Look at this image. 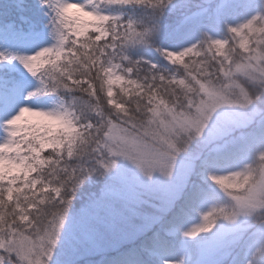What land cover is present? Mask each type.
<instances>
[{
  "label": "snow or ice",
  "instance_id": "1",
  "mask_svg": "<svg viewBox=\"0 0 264 264\" xmlns=\"http://www.w3.org/2000/svg\"><path fill=\"white\" fill-rule=\"evenodd\" d=\"M41 2L50 12L47 46L29 17L0 23L3 38H15L24 26L32 30L26 47L33 54L0 52V64L18 61L38 82L23 74L0 80V264H78L104 253L107 248L94 239L101 209L112 219L110 229L119 225L110 247L134 243L148 232L145 250L164 244L160 232L152 231L161 217L141 211L131 194L105 184L79 209L73 205L91 176L107 177L117 169L135 170L148 180L186 169L180 193L162 198L159 211L172 213L169 224L184 211L177 202L190 178L201 175L210 182V195L223 202L181 233L192 242L242 216H264V151L254 165L216 170L233 128L255 131L254 117L234 125L224 118L264 100V13L234 25L225 22L223 34L209 27L170 50L156 38L178 34L191 22L184 17L175 29L164 23L173 0ZM109 7L150 10V23L106 11ZM141 47L154 49L167 64L138 55ZM193 140L211 145L209 152L181 160ZM98 264L133 262L121 257Z\"/></svg>",
  "mask_w": 264,
  "mask_h": 264
},
{
  "label": "rangeland",
  "instance_id": "2",
  "mask_svg": "<svg viewBox=\"0 0 264 264\" xmlns=\"http://www.w3.org/2000/svg\"><path fill=\"white\" fill-rule=\"evenodd\" d=\"M69 2L75 3L76 0H69ZM29 9L38 11L37 22L26 14ZM105 10L113 13L119 11L123 12L124 15L126 14L125 11L115 7H109ZM258 12L264 13L262 0L213 1L192 15L186 16L191 18V22L182 28L178 34L171 36L166 46L161 47H167L171 50L174 46L186 45L190 40L194 41L199 36L200 31L209 27L214 28L215 33L223 34L225 22L234 25L243 22ZM20 15L29 17L35 23L36 27L32 30L41 33L42 40L46 46L52 42L49 23L50 12L41 0H0V23L17 19ZM202 19L203 21H201ZM176 27L177 25L173 29ZM32 30L24 26L22 33L15 38L0 37V52L11 55H32V50L26 47V41ZM238 43L239 41H237ZM1 71L14 72L20 76L23 74L33 84L38 83L15 60L8 64H0V80H5L6 77L1 74ZM253 117L257 121L255 131H250L244 127H234L225 137V143L228 145L227 152L221 168L216 170L242 169L249 158L257 156L259 152L264 151V100L246 112L229 113L224 120L226 124L234 125L251 120ZM210 148L211 145H205L199 140H193L186 152L182 154L181 160L187 161L198 155L204 156L209 152ZM185 172L186 169H183L177 176L172 178L154 174L153 179L148 180L135 170L121 172L117 169L113 170L107 177H102L101 185L93 194H99L100 188L107 184L116 193L135 196L141 202V211L161 217L160 222L153 226L152 231H159L165 243L151 248L153 255L151 259L147 260L146 264H163L165 260L187 258H190L189 264H264V216L259 214L251 217L242 216L234 224L222 225L217 234L214 236L206 234L199 243L192 242L181 234L188 228L195 227L196 224L202 222L201 213L208 208V202L213 199H220L223 202V197L210 195L213 191L212 185L207 188L199 187V194L195 196L199 208L196 213H186L181 224L176 223L175 220L169 224V220L172 218V216L168 217L170 213L162 214L159 211L162 205V198L172 197L180 193ZM224 175L228 174L224 173ZM200 177L201 175H193L188 182V187L184 189L181 196L191 190L196 182L200 184L198 179ZM93 194L90 199L93 198ZM81 205H78L76 209H79ZM116 207H120L119 202H117ZM99 216L101 219L97 225L94 239L97 243L105 246L107 250L99 255L85 256L78 264H98L102 259H107L105 258L107 252L121 250L131 244H126L119 248L110 247L118 236L117 229L119 225L116 226V229H110L108 225L112 223V219L103 209L100 210ZM165 228H167V231L164 230ZM172 230H176L174 235L171 232ZM151 235L152 232L146 233L141 237V243L143 244L144 241H147ZM235 237H243V239L236 244L227 242ZM81 240H83L82 237ZM84 243L87 242L85 241Z\"/></svg>",
  "mask_w": 264,
  "mask_h": 264
},
{
  "label": "trees",
  "instance_id": "3",
  "mask_svg": "<svg viewBox=\"0 0 264 264\" xmlns=\"http://www.w3.org/2000/svg\"><path fill=\"white\" fill-rule=\"evenodd\" d=\"M216 1V0H173V5L170 6L172 9L167 13V15L164 18V23L169 26L170 29H173L176 25L180 24L181 20L186 17L190 16L196 11L204 8L211 2ZM30 10V11H29ZM26 11L27 15H30V18L33 19V21L37 22L36 20L39 17L38 11H35L34 9H29ZM126 12L125 16L130 17L134 20H137L139 22L148 24L150 21L148 20V15L150 14V10H145L142 8H124L121 9ZM203 21V19L201 20ZM200 21V22H201ZM43 22V21H41ZM40 22V23H41ZM200 24V23H199ZM170 39V36L165 33L161 35L160 37H157L155 40V43L157 45L161 46H166L168 43V40ZM138 55H143L145 58H151L154 62L159 61L162 65H166L167 62L164 61L158 54L154 51V49L149 48V47H141L137 51ZM1 74L5 76V80L11 81L20 78V75L8 71H1ZM262 124V123H260ZM256 157L253 156L248 159V161L244 164L245 165H254L256 163ZM235 170H240V169H235ZM91 180V183L89 184L87 181L80 186V189L78 190V198L73 199V205L75 208H77L78 205L83 204L85 201L89 200L91 195L98 189V187L101 185V179L102 177L98 176H91L89 178ZM200 181V184L196 182L193 184V187L191 190L188 192L184 193L181 196V199L177 202V207H183L184 211L177 217L175 218L176 223H182L184 215L186 213L188 214H194L196 213L199 208L197 205L196 197H191V192L193 188L196 185H199V187H204L207 188L211 185L210 182H206L202 176L198 178ZM231 191H238V189H230ZM222 203V201L219 199H213L210 202H208V208L206 211L216 205ZM172 216V213L169 214L168 217ZM172 234L176 233V230L171 231ZM206 234H201V237L203 238ZM153 255L152 250H145V248L142 246L141 240H138L134 243H131L128 245L126 248L121 249V250H111L106 253L107 259H112L116 258L119 259L121 257H127L130 259L133 264H146L147 260L151 259ZM143 260V261H142ZM177 261L180 262V264H189L190 258L187 259H178Z\"/></svg>",
  "mask_w": 264,
  "mask_h": 264
},
{
  "label": "clouds",
  "instance_id": "4",
  "mask_svg": "<svg viewBox=\"0 0 264 264\" xmlns=\"http://www.w3.org/2000/svg\"><path fill=\"white\" fill-rule=\"evenodd\" d=\"M262 6H264V0H262Z\"/></svg>",
  "mask_w": 264,
  "mask_h": 264
}]
</instances>
